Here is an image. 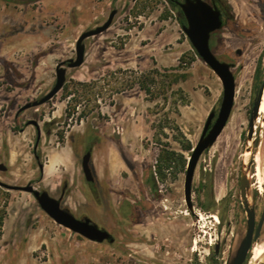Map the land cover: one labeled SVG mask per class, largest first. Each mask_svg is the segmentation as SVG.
I'll use <instances>...</instances> for the list:
<instances>
[{"label":"rangeland","instance_id":"374dc122","mask_svg":"<svg viewBox=\"0 0 264 264\" xmlns=\"http://www.w3.org/2000/svg\"><path fill=\"white\" fill-rule=\"evenodd\" d=\"M223 1L230 19L210 44L234 65L236 98L198 163L193 213L187 167L224 88L185 34L181 8L171 0H0V181L48 191L114 237L90 241L57 224L32 193L0 186V264H233L248 230L242 178L258 219L264 210V190L255 189L256 173L264 186L260 115L244 156L264 79V7ZM113 10L111 27L85 40V62L68 69L62 90L18 115L53 89L80 35ZM87 152L93 183L82 167Z\"/></svg>","mask_w":264,"mask_h":264},{"label":"water","instance_id":"95a60500","mask_svg":"<svg viewBox=\"0 0 264 264\" xmlns=\"http://www.w3.org/2000/svg\"><path fill=\"white\" fill-rule=\"evenodd\" d=\"M181 11L186 19V24L183 30L189 38L198 56L207 64V66L214 71L220 78L223 84L224 93L222 104L219 113L216 116V111H212L207 118L201 138L192 151L191 158L188 163L186 179H185V198L190 211L194 213L192 204V185L195 177L196 169L203 153L210 149L217 141L218 137L226 127L236 98V78L232 71L234 65L220 60L213 52L210 41L211 36L216 31L224 27L221 11L216 7L210 5L205 0H184L180 3ZM117 14V10H113L109 15L108 20L101 26L85 31L80 35L76 43V57L63 61L57 66V80L51 91H49L40 100L33 101L21 108L24 111L31 107L41 106L51 99H53L64 87L68 69L81 67L85 62L86 45L85 40L102 34L108 30ZM237 54L241 55L242 51L237 50ZM264 92V79L260 85L257 97L255 98L253 108L249 120V134L248 138L252 139L254 134V125L256 117L261 106V101ZM216 119L214 120V118ZM92 153L88 152L83 157L82 167L88 181H93V173L90 168V160ZM41 171L44 172V166H40ZM0 170H7L4 164L0 165ZM0 186L8 190H20L32 193L38 201L43 211L52 218L57 224L71 230L72 232L81 235L82 237L93 241L102 243L105 241L114 242V237L105 229L100 228L91 219L77 218L69 209L62 207V200L53 197L48 191H40L32 184L26 186L9 185L0 181ZM241 195L244 200L247 214H248V230L246 237L234 259L233 264H245L249 257V252L253 245V239L260 236L264 224V211L261 220L256 226V211L247 205V188L246 181L242 178ZM255 232V236H254ZM216 251H219L217 246Z\"/></svg>","mask_w":264,"mask_h":264},{"label":"bare ground","instance_id":"6f19581e","mask_svg":"<svg viewBox=\"0 0 264 264\" xmlns=\"http://www.w3.org/2000/svg\"><path fill=\"white\" fill-rule=\"evenodd\" d=\"M259 115L261 117H264V92H263V97H262V101H261V106L258 112V116L256 117V120H259ZM238 119V118H237ZM255 120V121H256ZM261 125L264 126V124L261 121ZM256 130V128H255ZM223 132V131H222ZM248 150H246L244 156L248 159L252 156V149H253V139H249L248 142ZM257 155H255L256 157ZM258 177V183L256 185V188H258L260 191L264 190V186H263V177L261 173H257L256 175ZM247 198H248V203L247 205L249 207H251L253 205L252 202V197L250 192L248 191L247 193ZM245 264H264V234L257 239L251 250H250V255L248 260L246 261Z\"/></svg>","mask_w":264,"mask_h":264},{"label":"flooded vegetation","instance_id":"af4514ba","mask_svg":"<svg viewBox=\"0 0 264 264\" xmlns=\"http://www.w3.org/2000/svg\"><path fill=\"white\" fill-rule=\"evenodd\" d=\"M172 1V3L173 4H175L177 7H179V8H181L180 7V3L181 2H184V0H171ZM206 2H208L210 5H212V6H216L220 11H221V14H222V20H223V24H225L226 23V21L227 20H229L230 19V15H229V7H228V5H227V3L226 2H224L223 0H205ZM258 6L260 7V8H262V7H264V0H258ZM186 20V19H185ZM28 104V103H27ZM26 104V105H27ZM22 108V107H21ZM25 112V110L24 111H19V113H18V115H20V114H22V113H24ZM216 116H217V114H216ZM216 119V117L214 118V120ZM35 125H38V123H34ZM40 142V135L38 136V138H37V143H36V146L38 145V143ZM38 147V146H37ZM88 153V152H87ZM86 153V154H87ZM85 154V155H86ZM91 161V160H90ZM91 168V167H90ZM92 170V169H91ZM93 172V171H92ZM257 174V173H256ZM90 183H93V182H95V179L93 180V181H89ZM255 182H256V184H257V182H258V179H257V177L255 178ZM246 188H247V186H246ZM255 189H256V186H255ZM247 193H248V188H247ZM62 196H64V191H63V193L60 195V198L62 197ZM193 196V195H192ZM247 199V203H248V198H246ZM252 202H253V200H252ZM192 204H193V200H192ZM253 206V205H252ZM252 206L250 207V208H252ZM63 207V206H62ZM189 209V208H188ZM264 211V210H263ZM195 214H197V216L199 217V218H201L202 219V217H203V214H201V213H195ZM263 214V213H262ZM212 217L213 218H215V219H218V217H217V215H212ZM261 217H262V215H261ZM261 217H260V219H258V217H257V215H256V226H255V232H256V230H257V227H258V224H259V222H260V220H261ZM83 219H86V218H83ZM263 226H264V224H263ZM262 231H263V227H262V230H261V232H260V236L258 237V238H255L254 237V239H253V244H254V242L257 240V239H259L263 234H262ZM255 232H254V236H255ZM247 234V233H246ZM246 237V236H245ZM253 246V245H252ZM249 255H250V252H249ZM249 258V257H248Z\"/></svg>","mask_w":264,"mask_h":264},{"label":"trees","instance_id":"16d2710c","mask_svg":"<svg viewBox=\"0 0 264 264\" xmlns=\"http://www.w3.org/2000/svg\"><path fill=\"white\" fill-rule=\"evenodd\" d=\"M171 3H172V1H171ZM172 5L176 7V5H175V4H173V3H172ZM181 23L185 24V21H184V20H182V21H181Z\"/></svg>","mask_w":264,"mask_h":264}]
</instances>
